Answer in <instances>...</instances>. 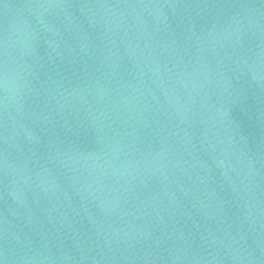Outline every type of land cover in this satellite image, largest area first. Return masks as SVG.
<instances>
[{"label": "water", "instance_id": "95a60500", "mask_svg": "<svg viewBox=\"0 0 264 264\" xmlns=\"http://www.w3.org/2000/svg\"><path fill=\"white\" fill-rule=\"evenodd\" d=\"M0 264H264V0H0Z\"/></svg>", "mask_w": 264, "mask_h": 264}]
</instances>
